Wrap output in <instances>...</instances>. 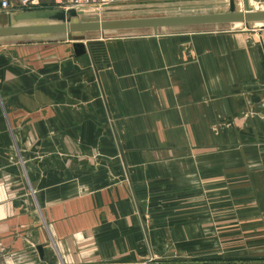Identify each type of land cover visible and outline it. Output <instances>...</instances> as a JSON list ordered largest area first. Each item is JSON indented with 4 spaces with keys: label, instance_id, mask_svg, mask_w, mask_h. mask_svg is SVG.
I'll list each match as a JSON object with an SVG mask.
<instances>
[{
    "label": "crops",
    "instance_id": "obj_1",
    "mask_svg": "<svg viewBox=\"0 0 264 264\" xmlns=\"http://www.w3.org/2000/svg\"><path fill=\"white\" fill-rule=\"evenodd\" d=\"M10 1L0 26L58 9ZM240 23L0 36V264L264 253V24Z\"/></svg>",
    "mask_w": 264,
    "mask_h": 264
},
{
    "label": "rangeland",
    "instance_id": "obj_2",
    "mask_svg": "<svg viewBox=\"0 0 264 264\" xmlns=\"http://www.w3.org/2000/svg\"><path fill=\"white\" fill-rule=\"evenodd\" d=\"M126 4L121 5L120 8H113L109 11L99 14H82L71 17V20H84V19H105V18H119V17H132V16H146V15H160V14H178V13H194V12H210L219 11L229 8L227 0H120ZM132 2V3H131ZM236 2V7L239 10H244L243 6ZM121 3L117 0L113 5ZM254 8H264V1L254 0L250 2ZM259 3V4H257ZM137 5V7H135ZM135 8H134V7ZM239 7V8H238ZM70 19V18H69ZM47 20L57 21L54 15L47 16ZM222 26L239 25L241 23H218ZM252 26H260L262 23H248ZM220 25H191L190 28H200L201 26H220ZM171 27L161 28L159 30H167ZM148 30V28H145ZM145 29H127L134 31H143ZM172 29V28H171ZM114 30V29H110ZM109 31V30H106ZM83 32V31H82ZM246 121L241 124H236V127L247 130ZM264 191V190H263ZM264 199V195H263ZM197 210V205L194 204ZM228 206H223V212L228 211ZM207 209L211 210L210 203L207 204ZM230 222L222 221V224ZM210 226V225H209ZM213 226V225H211ZM198 237L195 236V242ZM205 250L203 247H193L188 253L173 252L172 254L165 253L160 257L148 260L147 264H264V253L259 248L249 247L253 242L251 237H237V236H222V238L209 236L206 238ZM216 242V248L213 246V241ZM249 245V246H247ZM203 249V250H202ZM142 264V263H141Z\"/></svg>",
    "mask_w": 264,
    "mask_h": 264
},
{
    "label": "water",
    "instance_id": "obj_3",
    "mask_svg": "<svg viewBox=\"0 0 264 264\" xmlns=\"http://www.w3.org/2000/svg\"><path fill=\"white\" fill-rule=\"evenodd\" d=\"M236 0L229 1V8L219 11L178 13V14H160L146 16H132L105 19H84L71 20V17L89 13L90 9H56L52 12L57 18L53 22H41L30 24H12L0 26V36L33 34L47 32H79L91 30H110V29H130L144 28L169 25H190L205 23H227V22H244L253 21L264 22V8L254 9L250 0H244V10L236 7ZM262 2L264 0H261ZM11 18V17H10ZM70 18V19H69ZM75 51L78 54L85 52L87 49L82 41L75 43ZM40 253H43L42 246H38Z\"/></svg>",
    "mask_w": 264,
    "mask_h": 264
},
{
    "label": "built area",
    "instance_id": "obj_4",
    "mask_svg": "<svg viewBox=\"0 0 264 264\" xmlns=\"http://www.w3.org/2000/svg\"><path fill=\"white\" fill-rule=\"evenodd\" d=\"M116 0H54V6L58 9L64 8L66 10L75 9H90V14H99L105 12L109 6H111ZM230 0L226 2L229 4ZM244 2V0H242ZM22 6H28L32 0H20ZM11 7L10 0H1V9H6ZM88 13V14H89ZM144 261L143 264H147Z\"/></svg>",
    "mask_w": 264,
    "mask_h": 264
},
{
    "label": "bare ground",
    "instance_id": "obj_5",
    "mask_svg": "<svg viewBox=\"0 0 264 264\" xmlns=\"http://www.w3.org/2000/svg\"><path fill=\"white\" fill-rule=\"evenodd\" d=\"M237 1V3H239V4H241L242 6H243V1L242 0H236ZM253 0H250V2H252ZM254 2H255V0H254ZM251 4V3H250ZM257 4H259V3H257ZM252 6V5H251ZM252 7H254V5L252 6ZM239 8V7H238ZM254 9H256V8H254ZM257 9H259V8H257ZM254 23H260L261 21H253ZM235 23H240V21H237V22H235Z\"/></svg>",
    "mask_w": 264,
    "mask_h": 264
}]
</instances>
